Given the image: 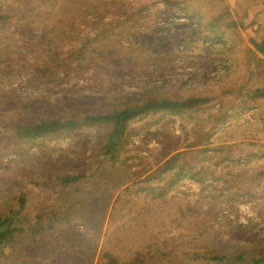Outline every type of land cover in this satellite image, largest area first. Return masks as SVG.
Wrapping results in <instances>:
<instances>
[{"label": "rangeland", "instance_id": "374dc122", "mask_svg": "<svg viewBox=\"0 0 264 264\" xmlns=\"http://www.w3.org/2000/svg\"><path fill=\"white\" fill-rule=\"evenodd\" d=\"M68 1L0 0V13L9 15L5 25L0 21V125L29 102L84 115L110 110L133 92L207 95L211 101L199 110L130 121L119 159L126 167L122 173H143L177 151L205 144L209 151L201 156L215 178L200 184L185 177L170 190L204 210L175 221L163 236L188 240L208 225L209 232L239 241L264 238V179L257 175L264 168V99L250 94L264 85V54L255 48L264 41V0H131L143 8L132 10L128 19L95 6L97 0H78L70 19L48 27L54 16L46 13ZM97 10L103 12L100 19L91 14ZM78 11L89 19L78 21ZM225 12L230 17L214 26L212 18ZM230 20L234 27L228 26ZM98 28L106 38L96 36ZM143 41L149 44L144 51L138 45ZM158 48L160 54L145 52ZM104 134V129L84 128L47 138L29 160L62 155L71 161L68 166L78 168L83 156V164L93 162ZM15 159L0 156V182H23L27 213L33 216L66 193V186L52 185L29 162ZM163 178L155 183L163 185L168 177ZM6 258L0 264L23 262Z\"/></svg>", "mask_w": 264, "mask_h": 264}, {"label": "trees", "instance_id": "16d2710c", "mask_svg": "<svg viewBox=\"0 0 264 264\" xmlns=\"http://www.w3.org/2000/svg\"><path fill=\"white\" fill-rule=\"evenodd\" d=\"M77 3L78 0H69L58 8L52 6V13H46L54 16L48 27L66 21ZM94 5L108 7L111 14H122L126 19L134 13L132 10L143 8L131 0H97ZM91 14L99 19L103 16L98 10ZM225 16L230 17V13L213 17L212 24L217 25ZM8 18L9 15L0 13L4 25ZM77 19L82 22L89 15L78 11ZM228 26H235L232 20ZM96 36L106 38L105 31L98 28ZM138 45H143L144 51L149 44L143 41ZM255 48L264 54V41L255 43ZM159 50L145 52L160 54ZM250 94L264 99V85L255 87ZM211 99L196 94L158 97L133 92L110 110L84 115L70 114L55 105L22 104L12 121L0 125V156L11 154L18 163L29 162L41 178L68 189L63 198L44 204L32 216L26 212L28 193L21 185L23 182L18 179L10 184L0 182V260L7 257V260L23 261L21 264H264V238L261 237L239 241L221 236L217 231L209 232L208 225L188 240H182L180 234L169 238L162 234L175 221L190 219L195 211L204 210L170 190L185 177L200 184L215 178L201 156L209 151L205 144L177 151L156 168L143 173H122L126 167L119 159L130 121L160 112L181 114L199 110ZM84 128L105 130L92 163L83 164L84 156L79 158L78 168L68 166L71 161L62 155L29 160L35 156L36 145H42L45 139L67 137ZM257 175L263 180L264 168ZM164 176L168 179L163 185L155 183L164 180ZM16 186L17 191L12 190ZM213 216L218 218V214ZM75 220L82 221L83 225L72 224Z\"/></svg>", "mask_w": 264, "mask_h": 264}]
</instances>
